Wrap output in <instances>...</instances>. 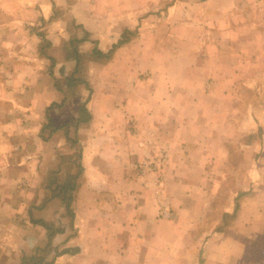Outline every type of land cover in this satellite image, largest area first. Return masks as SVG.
Returning a JSON list of instances; mask_svg holds the SVG:
<instances>
[{"label":"crops","instance_id":"obj_1","mask_svg":"<svg viewBox=\"0 0 264 264\" xmlns=\"http://www.w3.org/2000/svg\"><path fill=\"white\" fill-rule=\"evenodd\" d=\"M71 1L76 4L79 1L81 5L90 2L100 5L93 6L92 14L85 7L82 12L73 11L72 17L79 20L84 28L83 33L86 32L88 36L91 33L98 34V28L96 31L91 28L94 25L92 20L120 21L119 28L114 32L99 31L102 36L114 37L110 39V45L116 42V38L124 30H134L135 22L143 15L137 8L142 0ZM54 2L57 4V1ZM127 20L135 22L127 23ZM130 46L124 43L119 46L121 48L115 49L117 52H125V59L132 51ZM99 48L107 49L101 45ZM136 48L134 50H138ZM171 60L168 58L160 68L151 63H146V67H140L142 64L133 67L123 61L117 74L104 76L102 87L97 85L96 79L89 76L87 83L93 87L94 92L88 97L85 105L87 114L81 120L79 107L71 110L68 101L63 102L55 111L47 109L48 105L59 103V93L50 87H43L40 98L44 109L38 119L35 116L34 120L28 119L20 131H14L15 128L8 122L0 123L2 140L15 142L18 133H22L23 136H28L24 139L30 146L36 144L41 148L47 143L51 147L52 143V136L44 132L45 118L52 120V131L56 130L55 138H62V142L56 143V146L66 141L58 126L74 122V126H66V135H76L81 146L82 172L73 191L72 201L76 235H65L61 239L63 234H67L66 231L54 236L53 246L62 245L70 251L52 255L50 264H238L243 252L245 255L248 244L264 233V205H256V198L264 196V185H259L263 183L256 176L250 189L241 191L244 197L252 199L250 205L244 204L239 208L236 200L238 207L226 232L208 231L200 237L203 227L212 224L208 214L212 206L206 205L205 200L197 201L194 196L191 200L187 199L186 191H198V180L208 178V166L210 162H214L211 160L213 155L208 154V144L211 142L215 120L207 115L212 113L210 116H223L224 119L229 116L227 108L216 112L213 107L221 101H232L229 85L233 84V70H227L229 77L218 79L213 95L205 93L204 89L202 94L199 89L203 88L207 77H199V85L195 82V77L188 73V70H195L197 66H192L194 62L186 64V88L181 87V96L176 98L174 85L179 86L184 75L181 76V72L175 74L174 60ZM115 67L117 68L116 65ZM197 70L201 72V69H196L195 74ZM1 71L7 75L0 76V98L5 101L14 95L9 87L11 83L18 85L35 79V75L28 73L26 68L14 71L8 66ZM10 71L12 74H9ZM146 71L156 80L143 78L142 73ZM254 82L253 79L252 83ZM197 85L199 89H196ZM101 88L103 92L100 91ZM16 94L22 95L18 89ZM206 107L212 112L205 113ZM263 109L261 108L262 115ZM48 110L50 113L47 115ZM255 115L256 112L253 113ZM26 116L31 118L30 112ZM248 121L250 122L246 125L252 123V116ZM253 144L254 142L250 145ZM5 151L6 149L0 150V165H7L11 161V155ZM27 157L31 159V155L28 154ZM43 158L45 163L48 159ZM51 160L53 163L54 158ZM141 163H161L164 168L153 170ZM4 170L0 168V174ZM0 177L3 178L4 174ZM5 190L0 187V264H19L20 252L16 253L15 247L18 246V249L24 244H46V230L29 218V209L33 208L30 201L22 211L23 207H16L20 203L10 204ZM200 193L202 194L201 189ZM59 207L62 215V207ZM162 208L167 210V214L159 218L157 212ZM239 209L242 215H237ZM227 214H233V210ZM218 222L220 221L214 220V229ZM21 228H27L29 232L26 240L21 236L22 241L18 237ZM36 228L39 232L37 238L30 235ZM192 232H195L193 236ZM193 242L196 243L195 251L190 246ZM201 244L204 248L207 247L202 256L198 249Z\"/></svg>","mask_w":264,"mask_h":264},{"label":"rangeland","instance_id":"obj_2","mask_svg":"<svg viewBox=\"0 0 264 264\" xmlns=\"http://www.w3.org/2000/svg\"><path fill=\"white\" fill-rule=\"evenodd\" d=\"M54 1H57V4ZM95 5L92 2L81 5L79 1L76 4L71 0H0V68L3 70L9 66L14 71L26 68L28 73L35 75V79L29 83L9 85L14 95L6 101L0 98V123L8 122L13 125L14 131H20L28 119L34 120V116L38 119L44 109L43 100L40 98L43 87H50L59 93V103L50 104L46 106L47 109L55 111L66 101L71 110L76 106H85L90 93L94 92L93 87L87 83L88 77L96 79L97 85L102 87L104 76L117 74L123 61L133 67L141 64L140 67H146V63H151L160 68L168 58L170 61L173 59L175 74L181 72L180 75L185 76L179 86L174 85L176 98L181 96V87L186 88V64L194 62L192 66L195 64L196 69H201V72L197 70V74L196 69L188 70L189 75H193L199 85L198 78L207 77L205 85L201 84L203 88L199 89L197 85L196 89H199L200 93L204 89L205 93L212 95L218 79L229 77L227 70H233V84L229 85L233 102L221 101L213 107L216 112L227 108L229 116H225V120L223 116L218 118L210 116L212 113L207 115L215 120L212 126L214 130H211V142L208 144V154L213 155L211 160L214 162H210L208 166V178L198 180L197 186L202 190V194L200 189L191 193L186 191L187 199L191 200L194 196L197 201L205 200L206 205L212 206L208 212L212 224L203 227L204 231L200 237L208 231L225 233L235 213L223 215L232 212L236 200L239 208L244 204L249 206L252 200L244 195L236 198L237 194L250 189L251 183L256 181V176L260 178V183H263L259 185H264V115L261 110L264 107H258L264 105V0H142L141 5H137L143 14L142 17L136 22L126 21L135 22V26L134 30L126 35V43L131 45L132 51L125 59V52H117L115 48L108 53L121 35L110 45L109 41L114 37H105L99 33L116 31L120 21L92 20L94 25L91 28L95 31L98 28V34L91 33L86 36L79 20L72 17L73 11L82 12L83 7L86 10L89 8L88 12L92 14ZM100 45L107 49L101 50ZM40 46L44 49L42 53ZM94 47L108 54L107 58H92L91 50ZM135 48L138 50H134ZM135 51L137 52L134 53ZM75 52L82 54L83 58L76 66L77 72L72 73L75 67ZM1 70L0 76H5ZM9 74H12L11 71ZM68 75H71L70 79L75 83L71 84L64 78ZM142 77L156 80L152 74H147V71L142 73ZM17 89L22 95L16 94ZM100 91L103 92V89ZM29 112L31 118L26 116ZM204 112L209 114L212 111L206 107ZM49 113L48 110L47 115ZM86 114L83 113L82 117ZM250 115L252 123L246 125L250 122ZM49 119L47 117L44 120V132L52 136L51 147L49 143L41 148L36 144L30 146L24 139L28 136H23L22 133L15 135L18 138L15 142H6L0 137V150L6 149L5 152L11 155L9 164L0 165V168L5 169L4 173H1L4 177H0V187L6 189L10 204L20 203L16 207H23L22 211L30 201L33 208L29 209V218L39 225L40 221L45 223L46 240L48 235H51L50 242L46 244H24L18 249L16 246L15 252H20L19 264H50L52 255L70 251L62 245L53 246L54 236L66 231L67 234H63L61 239L76 235V229L73 227L75 215L72 210L75 189L71 192L68 188L71 185L76 188L82 172L81 146L76 135H66V126H74V122L70 121L58 126L66 141L56 146L62 138H55L56 130L52 131L53 124ZM252 142L254 144L250 145ZM28 154L31 159H28ZM43 157L48 159L45 163ZM29 160L31 162L28 163ZM141 164L153 170L164 168L161 163ZM254 179L255 181H252ZM69 193L72 196V217L65 207ZM256 199L257 206L264 205V196ZM59 206L62 207V215L59 213ZM240 210L237 215H242ZM158 211L159 218H163L164 213L167 214V210L163 208ZM215 219L220 221L219 224L216 223V229L213 228ZM28 233L27 228H21L18 237L21 241V236L26 240ZM34 233L31 232L30 235L37 238V228ZM194 233L192 232L191 236ZM190 246L195 251L196 243L193 242ZM247 247L238 264H264V233ZM198 249L199 255L202 256L207 247L204 248L201 244Z\"/></svg>","mask_w":264,"mask_h":264},{"label":"trees","instance_id":"obj_3","mask_svg":"<svg viewBox=\"0 0 264 264\" xmlns=\"http://www.w3.org/2000/svg\"><path fill=\"white\" fill-rule=\"evenodd\" d=\"M128 33H130V31L129 30H124L123 32H122V34H121V38L115 43V44H113L111 47V49L108 51V53L110 54V52H112L113 51V48H117V47H119L120 45H122V44H124V43H126V41L128 40V38H127V34ZM85 35L86 36H88L87 35V33L85 32ZM42 38H43V36H42ZM44 41L45 42H48L46 39H44ZM43 41V42H44ZM93 43H96L95 41H93ZM41 48H40V52L42 53V52H44V49L42 48V46H40ZM107 55L108 54H105V53H102L99 49H97L96 47H94L92 50H91V57L92 58H95V59H99V56H101V57H103V58H107ZM74 58H75V67H74V69H73V71H72V73L73 72H77L76 71V69H77V64H79L80 63V61L82 62V58H83V55L82 54H80L79 52H75L74 53ZM51 58V57H50ZM52 60V59H51ZM70 76L71 75H68V76H66L65 77V79L66 80H69V83H71V84H73V83H75L74 81H72L71 79H70ZM78 111H79V120H81L82 118H84V117H82V116H84L83 115V113L84 114H86L87 113V111H86V108H85V106H81L80 108H78ZM78 120V121H79ZM68 189H70V191L72 192L74 189H75V186L74 185H71V187L70 188H68ZM241 195H243V193H238L237 194V196H236V198L237 197H239V196H241ZM72 200V196H71V193H69V195L67 194V200H66V205H65V207H66V210L68 211V214L70 215V217H72L73 215H72V213H71V207H70V201ZM237 207H238V205H237V203H235V205H234V209H233V214L235 213V210L237 209ZM223 216H227V213H225ZM40 224L42 225V226H44L45 227V223L43 224L41 221H40ZM50 240H51V235H48V239H47V243H49L50 242Z\"/></svg>","mask_w":264,"mask_h":264},{"label":"built area","instance_id":"obj_4","mask_svg":"<svg viewBox=\"0 0 264 264\" xmlns=\"http://www.w3.org/2000/svg\"><path fill=\"white\" fill-rule=\"evenodd\" d=\"M149 165H151V163H148ZM153 164H155V163H153ZM160 164V163H159ZM144 165H145V163H144ZM145 167V166H144ZM146 167H147V165H146ZM166 216V214L164 213V217Z\"/></svg>","mask_w":264,"mask_h":264}]
</instances>
